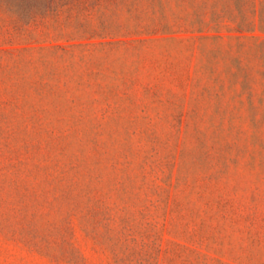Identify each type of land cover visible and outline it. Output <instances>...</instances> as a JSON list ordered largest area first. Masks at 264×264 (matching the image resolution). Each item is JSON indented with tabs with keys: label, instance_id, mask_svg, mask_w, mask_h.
I'll use <instances>...</instances> for the list:
<instances>
[{
	"label": "rangeland",
	"instance_id": "374dc122",
	"mask_svg": "<svg viewBox=\"0 0 264 264\" xmlns=\"http://www.w3.org/2000/svg\"><path fill=\"white\" fill-rule=\"evenodd\" d=\"M0 264H264V0H0Z\"/></svg>",
	"mask_w": 264,
	"mask_h": 264
}]
</instances>
